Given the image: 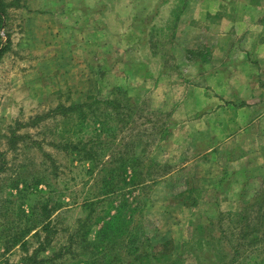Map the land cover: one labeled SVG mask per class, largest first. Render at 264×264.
Wrapping results in <instances>:
<instances>
[{"label":"rangeland","instance_id":"rangeland-1","mask_svg":"<svg viewBox=\"0 0 264 264\" xmlns=\"http://www.w3.org/2000/svg\"><path fill=\"white\" fill-rule=\"evenodd\" d=\"M263 1L0 0V264H87L103 220L139 194L146 205L135 219L149 247L171 239L184 264L263 258L264 245L236 252V238L217 227L264 191V52L247 47L235 23L264 20ZM90 97L132 104L141 116L132 130L127 116L104 109L103 157L117 143L124 152L135 133L148 144L141 164L131 151L114 195L112 163L91 168L50 145L73 121L31 124ZM90 126L94 139L101 124ZM150 160L171 167L140 193L132 183ZM209 230L223 237L200 238Z\"/></svg>","mask_w":264,"mask_h":264},{"label":"trees","instance_id":"trees-1","mask_svg":"<svg viewBox=\"0 0 264 264\" xmlns=\"http://www.w3.org/2000/svg\"><path fill=\"white\" fill-rule=\"evenodd\" d=\"M6 7L7 6L4 3L0 4V25L2 22V14L5 12ZM6 49V44H3L0 47V58ZM103 105L105 106L103 107ZM102 107L103 110L101 111ZM108 108L116 111L115 114L117 116H122V121L125 116L129 118L124 122V124L127 123L128 129L134 130L137 127H134L137 124V121L141 119V116L135 117L132 115L135 109L132 104H123L118 99L100 100L90 97L82 103H76L69 106L60 105L48 114L45 113L44 115L35 117L31 120V124H37L38 121L44 120V118L52 115H60L63 118L73 121L72 127L67 131H59V134L63 136L62 139L58 142L51 141L50 145L62 151H67L68 153H77L81 159L90 162V165H92L91 168H105L106 165L112 163L114 166L113 169H110L111 173L108 176L109 179L106 183V187L111 189L107 194L114 195L117 191L122 190V187L118 190L115 188L118 186V182L116 180L114 181V179L116 177L119 178L120 175L125 174V171H128L129 166L126 165V163L133 160L129 157L131 151L135 148L139 149L136 159L138 160L137 163L141 164V159L144 157L143 152L147 150L146 146L148 144L144 142V139L142 138L143 134L139 135L138 133H135V137H130V139L128 138V141L123 142L122 147L124 148V152L119 151L120 146L117 143L113 147L112 154L110 153L107 159L103 157L107 141H104L102 135L105 133L106 126L108 125H106L104 121L101 123L100 120L103 116L107 121L108 113H105L104 109L108 110ZM125 108L130 110L131 114L126 115L124 112L119 111L124 110ZM136 111L138 110L135 109V112ZM151 111L150 113H152ZM92 120L94 122H100L101 127L98 129L95 128L96 132L95 129L92 132L93 134H96L94 139H87L85 135L89 132L91 127L90 123L93 122ZM149 120L151 124L154 123V120H151V118ZM119 122H121V120H119ZM142 124L144 123H141L140 125ZM124 126H122V128ZM143 131L145 132L147 129H143L142 132ZM64 132L72 134L64 136V134H66ZM131 135L132 133H130V136ZM95 145H97L98 148L95 147ZM144 165L145 160H143V166ZM146 167L145 172L141 174L143 177L140 176L139 179H136L132 183L134 187L141 190L140 193H144L145 189L151 190L157 183V180L163 178L164 171L170 169L171 165L161 164L154 160H150ZM149 175H152V177ZM147 176L150 178L146 179ZM128 193L133 194V192ZM144 199L146 198L142 194L134 196L132 199L124 197L117 206L116 212L108 219L103 220L96 238L88 243L90 247L94 248L95 252L87 264H184V259L174 252L175 248L171 239L161 242L159 246H153L150 243L151 247H149V239L146 237L142 238V232L138 225L140 221L139 219L136 221L135 218L137 209H140V206L145 204ZM231 215L232 214H228V216ZM224 216L225 215L223 214L220 218L217 227L220 230L223 229L221 231L222 234L224 232H230L231 237L236 238V241L238 242L235 247L236 252L239 251V246H247V248L252 249L254 252H257L263 247L264 191L259 194L254 201L247 203V207L243 212L235 213L233 217L228 220V226H226V228L224 227L225 224H223L225 221ZM210 225L212 226V223L202 225L199 228L204 231ZM201 235L202 237L200 238L207 239L208 241H218L223 237L222 235L212 233V230L206 231V233ZM206 244L209 243L206 242ZM254 264H264V257L259 258Z\"/></svg>","mask_w":264,"mask_h":264},{"label":"crops","instance_id":"crops-1","mask_svg":"<svg viewBox=\"0 0 264 264\" xmlns=\"http://www.w3.org/2000/svg\"><path fill=\"white\" fill-rule=\"evenodd\" d=\"M251 2L252 1H250V3ZM252 4H255V3L252 2ZM255 21H254V23L252 22L251 25H249V23H248V25H246L247 29H244L245 26H243V22L239 21L238 19L237 20L235 19V23L237 24V27H238L237 28L238 32H242L237 37L240 38L242 41V39H244V37L246 35V38L248 39L247 42L245 41L247 47L250 46L252 49L261 48L260 51L264 52V20L255 19ZM219 37H221V34L219 35ZM220 45H222V41L219 42V46ZM232 45L233 44L231 43L230 46H232ZM232 47H235V46H232ZM238 47H240L239 44H238ZM229 48H231V47H229ZM256 56H258V55H256ZM253 58H256V57H253ZM257 60L260 61L261 57H259Z\"/></svg>","mask_w":264,"mask_h":264}]
</instances>
